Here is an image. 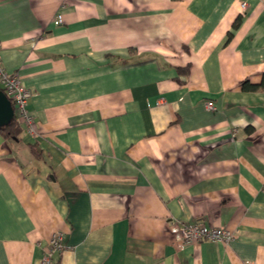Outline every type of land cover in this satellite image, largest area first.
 I'll list each match as a JSON object with an SVG mask.
<instances>
[{
    "label": "crops",
    "instance_id": "crops-1",
    "mask_svg": "<svg viewBox=\"0 0 264 264\" xmlns=\"http://www.w3.org/2000/svg\"><path fill=\"white\" fill-rule=\"evenodd\" d=\"M0 43L36 122L0 134V264L59 231L56 264H264V0H0Z\"/></svg>",
    "mask_w": 264,
    "mask_h": 264
},
{
    "label": "built area",
    "instance_id": "built-area-1",
    "mask_svg": "<svg viewBox=\"0 0 264 264\" xmlns=\"http://www.w3.org/2000/svg\"><path fill=\"white\" fill-rule=\"evenodd\" d=\"M243 9L247 7V2H243ZM63 21V15L57 14L54 18L55 24ZM1 46V43H0ZM0 86L12 101L15 116L25 126L30 134L36 133V122L29 113V101L33 92L21 80L18 73H9L1 63L0 56ZM209 109H215L212 100L207 101ZM171 232L176 236L178 247H185L188 244L200 243L205 240L230 242L235 234L222 226H208L203 223L185 224L173 218L169 220ZM64 233L56 232L48 241V247L40 259V264H56L55 254L63 248Z\"/></svg>",
    "mask_w": 264,
    "mask_h": 264
},
{
    "label": "water",
    "instance_id": "water-1",
    "mask_svg": "<svg viewBox=\"0 0 264 264\" xmlns=\"http://www.w3.org/2000/svg\"><path fill=\"white\" fill-rule=\"evenodd\" d=\"M15 118V110L12 101L7 94L0 89V127L10 124Z\"/></svg>",
    "mask_w": 264,
    "mask_h": 264
},
{
    "label": "trees",
    "instance_id": "trees-1",
    "mask_svg": "<svg viewBox=\"0 0 264 264\" xmlns=\"http://www.w3.org/2000/svg\"><path fill=\"white\" fill-rule=\"evenodd\" d=\"M238 25H239V21L235 23V27H237ZM243 86L245 88H248L250 85L248 81H245ZM0 89H2L1 86ZM22 131H23V125L16 116L10 124L0 127V134L2 136H4L5 138H10L15 140L20 139V135Z\"/></svg>",
    "mask_w": 264,
    "mask_h": 264
}]
</instances>
